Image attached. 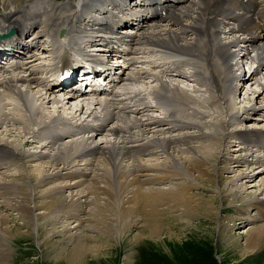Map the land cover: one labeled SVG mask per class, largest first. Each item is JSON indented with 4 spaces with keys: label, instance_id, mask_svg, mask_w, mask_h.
<instances>
[{
    "label": "bare ground",
    "instance_id": "6f19581e",
    "mask_svg": "<svg viewBox=\"0 0 264 264\" xmlns=\"http://www.w3.org/2000/svg\"><path fill=\"white\" fill-rule=\"evenodd\" d=\"M85 1L77 0V3L73 4L69 0L60 5L46 2V6L50 7V10L36 6L27 7L22 4L14 6V9L1 12L0 33L7 27H14L24 34L28 33L32 25L36 24L34 18L39 17L42 19L40 21V26L43 27L42 31H45V35L48 36L45 37L49 38V48L46 53L42 51L38 54L34 50L24 63H21L23 54L14 56L16 68L22 70L20 74L17 70L11 72L4 70V73L0 75V94L3 97L7 96V93L9 97L13 93L17 94L19 107H25L24 111H28L27 115L33 113L32 110H34V116L38 117L41 114L40 111L50 100L57 103V108L70 109L71 107V111H65L71 119L77 120L83 113V107L77 103L67 107L69 101H76V96H66L50 91L54 89L51 85L46 86L47 90L39 88L37 84L39 77L35 76V67L36 64H39L40 58H49L48 54L50 53L67 54L60 59V62L73 63L84 59L87 54L82 49L85 46L82 43L86 33L82 26L95 24L91 19L94 15L93 12L99 14L98 18L103 23L113 20L112 15L105 12L96 1L88 4ZM104 1L109 3L108 0ZM128 1L125 0L124 3L127 4ZM185 1L186 4L178 8L175 5L177 0H143L140 7L133 11V13L139 12L135 15L138 20L144 23L129 40L134 41L137 45L144 44V48L151 53L145 54L146 63L142 67L136 68L131 77L127 79L132 80L133 77H136L137 80L142 79L145 82L155 81L160 90H150L152 98L150 101L145 102L141 97L142 91L131 90L127 85L129 80L126 83L118 76L115 86L122 88V93L111 89V95L105 96L103 100L107 101V108L111 109L107 114V120L111 119L109 127H96L95 134L81 136L70 133L69 136H66L70 137L69 144L59 143L65 133L58 134L60 136H47L46 144L41 145L40 150L36 148L32 152H22L14 145L11 146V143H0V169L6 167L5 170L8 171L12 166H15L14 169L22 167L21 171L16 173L17 175L9 173L14 181L9 183L4 180L0 181V200L7 201L3 202L5 209L15 212V218L21 221L20 225L39 236L37 238L39 248L41 237L50 241L48 240L50 236L62 235V240L60 238L61 241L58 244L61 248L57 250L53 248L49 255H46L41 248V258L48 260L45 261L46 263L58 264L60 256L64 254L68 245L70 246V249H67L70 253L69 258L62 259L66 260L65 263L109 264L112 257L106 256L107 253L102 250L107 246L101 248L89 244L88 239L93 241L98 237L88 235L87 229L95 230L100 235L102 243L105 244L109 243L110 232L115 230L117 224H119L120 230L126 234L134 224L143 219L145 225L149 227L147 237H144L146 233L140 230L141 233L135 234L132 241H140L145 245L147 240L150 241L154 236H159L163 224L161 225L157 219H160L161 214L165 212L163 207L169 213H181L180 218L189 217L191 214H202L205 220H208V227H211L210 235L215 239L214 241L224 248L237 250L240 256H244L243 258L249 252L259 251L256 243L264 245V224L249 227L243 235V243H240L242 236L232 234L226 225V221L229 220L232 222V226H236V222L241 219H238L236 214L244 216L243 218L248 222L257 220L256 217L264 216V139H261L264 136V129L255 127V130L249 134L245 130L237 131L233 137L240 140L236 141L238 146L232 149L236 152L231 155L235 157H223L222 166H220L221 164L220 167L216 166L214 162V167L210 169L209 162L214 159L212 150H218L221 147L219 140L222 137L211 132L193 134L194 128L200 131L197 126L199 123L195 125L191 118H178L176 115L179 111L177 110V112L170 105V101H179V103L189 106L190 104H199V99L197 100L191 95V92L187 91V93L181 88L180 77H186L185 79L191 81L192 84L195 83L191 89L192 94L205 87V92L210 93L206 102L216 105L219 109L224 108V101L229 102L227 94L234 95L238 86L244 81L250 85H257L254 89H250L253 95L255 92L257 93L255 102L256 99H261L260 107L254 104L249 105L239 115V111L231 110L228 103V110H226L229 113L228 123L231 122L230 119L237 120L240 116L251 118L254 121L261 118L259 116H264V72L253 73L252 69L248 67L250 76H245L244 72L243 74L238 73L240 62L247 58L245 48H238L241 44L255 48L257 62L264 66V0H241L239 3L233 2V0ZM177 4L182 3L178 2ZM96 6H99L100 9L95 10ZM164 11L168 14L165 20L155 19ZM19 16L22 20L18 19ZM28 20L32 21L28 22ZM124 32L123 30L116 32L119 39L127 37ZM30 37L38 38L37 34ZM212 42L215 43L216 49H211ZM8 46L24 51L23 47H19L17 40H12ZM27 52H31V50H27ZM183 56L190 61L185 63L182 59ZM192 58H196L194 63H191ZM177 60H180L181 63L175 64ZM146 64L150 66V69L143 67ZM185 66L192 67V71ZM157 70L166 76L165 80L157 75ZM117 72L121 76L124 72L123 67L119 66ZM147 78L152 80L146 81ZM167 78L175 79L178 83L171 81L168 84ZM197 84L201 87L196 86ZM166 91L169 94L164 93ZM103 92L105 91L100 93ZM58 94L60 96H57ZM49 95H53L52 98H49ZM96 98L101 100L100 96ZM2 99L0 98V102ZM82 99H78L80 103H82ZM131 102H133L132 105ZM157 106L159 109H156ZM170 108H173L172 113L168 115L167 111ZM94 109L95 107L89 113L93 114L96 111ZM12 112L15 115L20 113L17 108H13ZM12 112L5 113L0 128L10 127L8 129L10 131L16 129V126H21L23 120L15 117ZM21 113L26 116L23 112ZM115 117L119 118L117 122L113 121ZM50 119L51 117L48 118V120ZM202 125L215 127V131H218V134L222 136L225 131L224 121L221 120L213 119L212 122H204ZM249 126H256V124H249ZM17 129L19 130V128ZM24 129L26 130V127ZM24 129L22 132L20 130L21 134L23 133L21 137L28 136L30 138L31 133L25 132ZM103 134L102 142L94 141L97 135L103 136ZM199 139L212 142V146H209V149L205 146L198 149L192 141ZM34 142L36 141H30L28 145H34ZM175 147L178 152L184 153L185 156L182 159L172 157V153L176 150ZM173 149L175 150L173 151ZM158 152L167 156L166 162H154L151 159ZM82 156L85 158L82 162L91 161L92 158L98 156V162L93 164L95 167L94 171H91L93 173L86 179L83 178L88 173L78 171L81 169L79 168L80 164L77 166L79 160L72 161L71 158ZM142 156L149 157L143 159ZM25 157L31 158L32 162L36 160L39 162L34 168L37 173L33 179L28 173L29 171L24 172L23 170ZM69 160H71L70 165L74 163L72 166L67 164ZM17 163L20 166H16ZM51 166H56L55 169H57L53 174L48 171ZM61 171L67 172L62 175ZM194 174L196 176H193ZM252 177L259 179L257 182H254L256 181L254 179L249 182V185H246ZM188 179L194 182H188ZM178 180L180 181L178 182ZM205 183H211L210 186L214 187L213 196L209 195L206 198L211 199L212 202L206 200L204 195L198 196L194 192L187 191L189 187L196 189L198 185L204 186ZM22 185H26V187ZM246 186L261 188L262 192L259 194L263 195L256 196L258 191H247ZM18 187H20V191H17ZM35 192L36 195H34ZM10 195L12 197L9 198ZM34 197H39L40 202L35 204ZM217 198L219 205H214L213 200ZM236 201H239L241 205L242 203H245L246 206L249 205L256 209L257 213L255 212V215L249 212L246 214L247 210L242 207L241 210L237 207L239 210L235 212L236 214L234 213L235 217L218 213L221 204L233 206L236 205L234 204ZM82 214L85 216L82 217ZM69 220H73L72 222L75 224L70 225ZM261 220L264 219L261 218ZM84 221L87 223L85 229L82 227ZM240 223L241 221L238 224ZM201 225L204 224H193L192 228L198 230ZM11 229L8 226L7 216L0 215V250H2L0 254L2 257L5 254L4 249H7V245L3 247L4 236L11 234ZM167 229H170L173 237H178L176 230L171 227H167ZM194 232L191 231L192 234ZM204 237L206 238L208 235L203 234L199 238L201 240ZM131 248L128 253L124 251V264L130 263L133 254ZM116 249L118 248L116 247ZM87 258H91V260L88 261ZM0 262L7 264L4 259Z\"/></svg>",
    "mask_w": 264,
    "mask_h": 264
},
{
    "label": "rangeland",
    "instance_id": "374dc122",
    "mask_svg": "<svg viewBox=\"0 0 264 264\" xmlns=\"http://www.w3.org/2000/svg\"><path fill=\"white\" fill-rule=\"evenodd\" d=\"M70 1H72L73 4L77 3V0H70ZM20 2H21L20 0H15V1L14 0H0V10H2L3 7H4V10H10L9 8H12L16 5H19ZM62 13H64V12H62ZM164 23L165 22H163V24ZM195 59L192 58L191 63L193 61H196ZM187 61H190V59H187ZM197 62H199V61H197ZM180 68H181V66H180ZM190 68L192 69V67H190ZM247 70H248L247 67H240L238 73L241 72L243 74V71L246 72ZM190 71H192V70H190ZM244 74H246V73H244ZM157 75L161 79L165 80L164 78L166 76H163V74L160 73L159 70H157ZM185 78L186 77H184V78L180 77L179 78L180 80H182V82H179V85L181 86V88L186 90V92L187 91L191 92V95H193V97H195L197 100L199 99L198 100L199 104H197V105L196 104H190V106L189 105L184 106L180 102L183 110H182V113L180 114L179 117H181V119L191 118V120H193L195 125H197L199 123L197 126L199 127L200 131L197 128H194L192 130L193 134H199V132H203V133H210L211 132L212 134H216L220 138L222 137L220 140L218 138V140L221 142V144H220L221 147L218 148L219 151L215 150V149L212 150V152L214 153V155H213L214 159H212V161H210L209 165H208L210 167V169L213 168L214 165L219 166L221 164L220 166H222L221 162L223 160V157H228V158L235 157V156H231V155H234V153L236 152V151H232V149H234L238 146L237 142L240 140L236 137H233L237 131L245 130L249 134L250 132L252 133L255 130L254 129L255 127H260L261 129H264V116H259L261 118H258V120H255V121L251 118H243V116L242 117L240 116L237 120L230 119L231 122L228 123V121H229V119H228L229 115L228 114L229 113L226 112V110H228L227 109L228 103H229L228 105L231 107V110H234V111L238 110L240 112V113L238 112L239 115L243 112V109L245 107H249V105L254 104L257 107L258 106L260 107L259 101L261 99L259 100V98H258V99H256V102H255L254 99H255L257 93L255 92V94L253 95L252 90H251V89H254L257 85L256 86H254L253 84L250 85L249 83H247V82L244 83V81H242L243 84L241 83V85L238 86L237 91L235 93L236 95L235 94L234 95L227 94L229 102L227 103L224 101V104H223L224 108L219 109L216 107V105L211 104L210 102L209 103L206 102V99L209 97L210 93L205 92V90H204L205 87H202V89H201L200 88L201 86L199 87V84H197L196 86H198L201 90L199 89L198 92L192 94L191 89L193 88V84H195V83L192 84L191 81H188ZM149 80H152V79L147 78L146 81H149ZM244 80H246V79H244ZM168 81L170 83L171 79L167 78L166 82L168 83ZM128 82L131 83L130 81H128ZM175 82L178 83L177 81H175ZM138 84L141 87L135 86V87H133V90L142 91L143 95H141V97L144 98L145 102H147V99L145 97L146 92H148V97L151 100L152 98L150 97V90L156 89V86H157V90H160L158 88V84L155 81L145 82V80L140 79V80H138L137 85ZM255 84H257V83H255ZM34 91H36V90L34 89ZM162 92H163V90H162ZM164 93L169 94V92H167V91ZM52 96L53 95H49V98L50 97L52 98ZM57 96H60V95H57ZM0 98H3L2 102H0V105L2 104V109L4 110V112L7 110L8 114H9L13 111V108H17L18 111H20V113L23 112L27 116V117L24 116L22 113H21V115H20V113L18 115H15L12 112V114L15 115V117H17V118L19 117L23 120L21 126H16L15 127L16 129L10 130V131L8 130V129H10V127H8V128L7 127H1L0 128V132H1L0 133V143L1 142H7L8 144L11 143L10 144L11 146L14 145L16 147V149H18L22 152H26V151L32 152V151H35L36 148H37V150H40L41 145H45L46 140H47V137H45L46 139H40V137H39V131H40V129L42 130V128H43L41 126V124L46 123L47 119L49 117L54 118L55 113L56 114H67L65 111H71V107L69 105H71L75 102V101H72V102L69 101L68 102L69 104L67 103L68 105L67 104L66 105H67V107H70V109H67V108L64 109V108H57V103L51 102L52 100H50L48 103L45 104L46 108L44 107L43 110L41 109L42 110V111H40L41 114L38 115V117H36V115L34 116V114H33L34 110H32V109L31 110L33 113L29 114L31 116L27 115L28 111L25 112L24 109H20L21 107H19L20 106L19 102H17L18 104L17 103L15 104L14 102H12V99L9 97L8 93H7V96H5V97H3L2 94H0ZM16 101H18V98H16ZM209 101H211V100H209ZM63 102H65V101H63ZM170 103L169 104L171 105V107L175 108L174 110H176V111L178 110L180 112V108L178 106L179 101L178 102L177 101H174V102L170 101ZM132 104H133V102H131V105ZM179 112H178V114H179ZM150 113H153V112H150ZM186 115H187V117H186ZM22 116H24V117L22 118ZM27 118H28V120H26ZM213 119L224 121L225 131L224 132L222 131L223 136L218 134V131H215L216 130L215 127H213V126L205 127L204 125H202L204 122L205 123L206 122H212ZM195 121H197V122H195ZM33 123H37V124H33ZM249 124L250 125L256 124V126L250 127ZM24 127H26L27 131L24 129ZM17 128H19V130ZM23 129L25 130V132L31 133L30 138L28 136L25 137L27 140L25 138L21 137V135L23 134V133L21 134ZM257 129H259V128H257ZM20 130H21V132H20ZM192 131H189V132H192ZM104 134H106V133H104ZM104 134H103V137H104ZM41 140H43V141L40 142ZM95 140H96V138H94V141ZM103 140L104 139L101 138V140H99V142L100 141L102 142ZM218 140H217V142H218ZM30 141H32V142L36 141V142H34L35 143L34 145H31V144L28 145L30 143ZM95 142H98V141H95ZM192 142H193L194 146H197L198 149H202L201 148L202 146H205L206 148L208 147L207 149H209L212 146V142L205 140V139L194 140ZM69 143L70 142H68L66 144H69ZM48 149H50V148H48ZM175 149H176V147H175ZM175 149H173V151ZM175 151H176V154H175ZM175 151H174V153H172V157H175L177 159L178 158L182 159L185 156L184 153L178 152L177 149ZM97 157L98 156H95L94 158H92L91 161H87V162H82L85 159L84 156L77 157V158L71 157L72 161L76 160V159L79 160V163L77 164V166L80 164L79 168H81V169H78V171L88 173V174H86V177L83 179L89 178L90 175L93 173L91 171H94V169H95V167H94V165L96 164L95 162H98ZM148 157L149 156H142L141 158L147 159ZM154 157L155 158L157 157L158 159L156 158V160H154L155 159ZM166 157L167 156L165 154L162 153V155H161V152H158L157 155L152 156L151 159H153L154 162H157V161L158 162H160V161L166 162L167 161ZM24 161H25L24 162L25 164H24L23 170H24V172L29 171L28 173L31 174L30 176H32V179H33V177H35V174L37 173L34 171V168L36 167V165H38L39 162H37V160L35 162H32L31 158H27V157H25ZM70 162H71V160H69L67 164H69ZM88 162H90V163H88ZM214 162H215V164H214ZM72 164H74V163H72ZM72 164L71 165L69 164V165L72 166ZM16 166H20V164L17 163ZM14 167L15 166H12L9 168L12 172L10 170H8V171L5 170L6 167H2L0 169V181L4 180V181H8V183L14 181L13 178L10 177V174L17 175L16 173H19L22 169L21 166L16 167V169H14ZM55 168H56V166H54V167L51 166V169L50 168L48 169L50 174L55 173V171L57 170ZM48 171H47V173L49 174ZM61 172L60 173L62 175H65L64 173L67 171H61ZM8 174H9V176H6ZM193 176H196V174H194ZM1 178H3V179H1ZM189 178H191V177H189ZM254 179H255V177H252V179H250L246 185H249L250 184L249 182H251ZM258 179L259 178L255 179L256 181H254V182H257ZM71 181H73V180H71ZM179 181L180 180H178V182ZM18 182H21V181H18ZM188 182H194V181L191 179H188ZM21 183H23V182H21ZM10 184H12V183H10ZM196 185H198V184H196ZM210 185H211V183H205L204 186H202V185H198L197 187L195 186L196 189L189 187V189L187 191L194 192L198 196L204 195L205 199H206L207 196H209V195L213 196V194L215 193L213 185L212 186H210ZM22 186L26 187V185H22ZM246 189H247V191H251V192L258 191L256 193V196H258V197L263 195L261 193L259 194V192H262V191H261V188H259L257 186H248ZM20 190H21L20 187H18L17 191H20ZM37 191H38V189H37ZM36 192L34 193V195H36ZM10 197H12V196L10 195L9 198ZM38 198L39 197L35 198V200H36L35 204L40 202ZM2 200L3 199L0 200V215L7 216L8 226L10 228H12L11 234L13 236L11 234H9L11 236H9V235L4 236L5 244L3 247H6V245H7V247H6L7 249H4L5 254L3 257L0 254V261H2L4 259L5 262H7V264H49V263L45 262L48 260H45V259L42 260V258H41L42 257L41 256L42 251L41 250L43 249L45 251L46 255H49L53 248L55 250H57L58 248H61V246L58 244H59V241L62 240V235L50 236V238H48V240H50V241H46L44 239V237H41L42 240L40 241V248H39L38 247L39 241L37 239L39 236L35 232H32L29 229L25 228L23 225H20L21 221L17 220L15 218L16 213L9 211V210L7 211V209H5V206L3 204V202L5 200H3V201ZM206 200H209L210 202H212L211 199H206ZM213 201H214V205H219L218 198L214 199ZM5 202H7V201H5ZM234 204H236V205L232 206V205L225 204V203L223 205L221 204L218 213L222 214V215L227 214V215L235 217L234 213L238 212V210H239L238 208H240V210L242 208H245L247 210L246 214L248 212L250 214H254L255 212L257 213L256 209H253L249 205L246 206L245 203H242V205H241V203L239 201H236ZM31 205H33V203H31ZM162 209L165 212H163V214H161L162 217L160 216V219H157L161 225L163 224L161 226L162 228L160 229V232L158 234L159 236L158 237L154 236L152 238L153 240H150V241L147 240L145 245L142 244V242H140V241L139 242H133L132 241L135 234L141 233L140 230H143V232L146 233L144 237H147V234H148L147 231H149V227H147L145 225L143 219H141L139 222L134 224V226L126 234H124L120 230L119 224H117V227L115 228V230L110 232L109 243H105V244L102 243V239H100V235L97 232H95V230L87 229L88 235L98 237L97 239H95L93 241H92V239H88V243L91 245L99 246L101 248H102V246L103 247L107 246V248H102V250L104 253H107L106 256L112 257L110 259L111 262L109 264H124L123 263L124 251H126V253H128V250L131 247H133V248H131V249H133V254H132V257H131L129 264H264V245L263 244L259 245L258 243H256V247L258 246L259 251H257L256 253H250L249 252L248 255L245 258H243L244 256H242V255L240 256V254L237 252V250H234V249L230 250V248H224L221 245H219L218 243H216V241H214L215 239L212 238L210 235L211 227H208V220H205V218L203 217L202 214H191V215H189V217L185 216V218H180L181 213H179V214L175 213V212L169 213L168 210L165 209L164 207ZM83 216H85V214H82V217ZM236 216H238V219L241 218L236 222L237 223L236 226H232V222L229 220L226 221V225H228L232 234H234L236 236H237V234H240L242 236V238H240V243H243V239H244L243 235H244L245 231L248 230L249 227L264 224V220H261V218L264 219V216L256 217L257 220L252 221V222L251 221L250 222L245 221V218H243L244 216H242L240 214H236ZM72 221L71 220L68 221L70 223V225L75 224V222H72ZM240 221H241V223L238 224ZM197 223H202L204 225H201L202 227L200 226V228L198 230H195L194 228H192V226H193V224H197ZM86 224H87L86 221H84V224L82 225V227L86 228V226H85ZM190 224H192V225H190ZM164 226H166V227H164ZM172 226L175 228H173ZM167 227H171L172 229L176 230L178 237L177 238L173 237L171 232H170V229H167ZM191 231H195L194 234H192ZM203 234H207L208 237H206V238L204 237V238H202L203 240L202 239L200 240L199 237L203 236ZM60 238H61V240H60ZM56 241H57V243H56ZM116 247L118 249H116ZM66 248L69 250L70 246L67 245ZM67 249L64 250V254L62 256H60V258H59L60 261L58 264H69V263H65L66 260H62L64 258H69L70 253L67 251ZM0 252L2 253V250H0ZM106 256H104V257H106ZM87 260L90 261L91 258H87ZM0 264H1V262H0Z\"/></svg>",
    "mask_w": 264,
    "mask_h": 264
}]
</instances>
